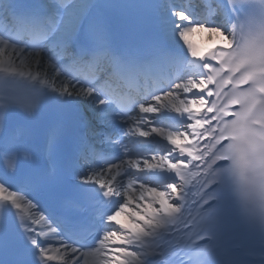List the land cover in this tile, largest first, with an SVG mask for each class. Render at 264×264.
I'll list each match as a JSON object with an SVG mask.
<instances>
[{"label":"snow or ice","instance_id":"obj_1","mask_svg":"<svg viewBox=\"0 0 264 264\" xmlns=\"http://www.w3.org/2000/svg\"><path fill=\"white\" fill-rule=\"evenodd\" d=\"M0 264H264V0H0Z\"/></svg>","mask_w":264,"mask_h":264},{"label":"bare ground","instance_id":"obj_2","mask_svg":"<svg viewBox=\"0 0 264 264\" xmlns=\"http://www.w3.org/2000/svg\"><path fill=\"white\" fill-rule=\"evenodd\" d=\"M191 40L195 46H197L200 50H204L207 48L208 44H212L211 40L208 37V34L202 32L193 33L191 36ZM218 42V38H217Z\"/></svg>","mask_w":264,"mask_h":264}]
</instances>
